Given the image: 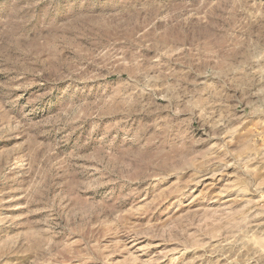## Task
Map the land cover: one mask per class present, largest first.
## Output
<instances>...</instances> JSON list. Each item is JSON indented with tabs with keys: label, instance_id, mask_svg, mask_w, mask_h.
I'll list each match as a JSON object with an SVG mask.
<instances>
[{
	"label": "rangeland",
	"instance_id": "obj_1",
	"mask_svg": "<svg viewBox=\"0 0 264 264\" xmlns=\"http://www.w3.org/2000/svg\"><path fill=\"white\" fill-rule=\"evenodd\" d=\"M0 264H264V0H0Z\"/></svg>",
	"mask_w": 264,
	"mask_h": 264
}]
</instances>
